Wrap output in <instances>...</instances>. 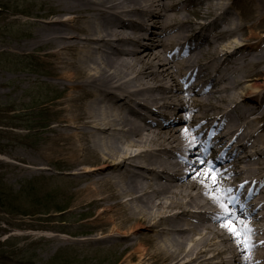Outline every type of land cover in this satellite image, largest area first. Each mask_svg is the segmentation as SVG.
Wrapping results in <instances>:
<instances>
[{
	"label": "bare ground",
	"instance_id": "obj_1",
	"mask_svg": "<svg viewBox=\"0 0 264 264\" xmlns=\"http://www.w3.org/2000/svg\"><path fill=\"white\" fill-rule=\"evenodd\" d=\"M186 1L40 0L46 11L28 12L37 20L13 46L46 65L55 118L12 169L67 170L73 209L91 212L92 238L119 264H264V0H251V22L237 0H193L197 18ZM197 147L203 163L188 157ZM231 222L251 228L248 245Z\"/></svg>",
	"mask_w": 264,
	"mask_h": 264
},
{
	"label": "rangeland",
	"instance_id": "obj_2",
	"mask_svg": "<svg viewBox=\"0 0 264 264\" xmlns=\"http://www.w3.org/2000/svg\"><path fill=\"white\" fill-rule=\"evenodd\" d=\"M237 1L240 21L251 22V0ZM185 3L181 5L182 12L197 18L193 12L196 3L193 0ZM32 11L43 13L46 7L40 6V0H0V178L4 179L0 200L7 203L5 208L0 205V264H119L122 255L115 246L107 245L110 241L92 238L97 231H91L90 224L84 220L91 212L73 209L75 199L67 170L52 166L18 176L12 169L13 152L35 150L39 143L38 129L55 118L51 107L42 102L56 95L51 77L44 71L46 65L35 56L20 54L13 46L18 38L29 35L30 23L37 20L28 13ZM11 17L16 19L10 21ZM199 43L202 44L194 39L191 44ZM25 76L30 83L20 98L7 94L12 90L15 95L17 83ZM6 79L9 81L5 82ZM194 81H198L196 77ZM202 112L195 111L198 126L203 124ZM186 114L187 111H180V116ZM151 118L160 120L156 114ZM203 139L207 143L214 137L208 134ZM194 150L188 157L198 163L200 149ZM49 235L57 236L63 243L54 248Z\"/></svg>",
	"mask_w": 264,
	"mask_h": 264
},
{
	"label": "snow or ice",
	"instance_id": "obj_3",
	"mask_svg": "<svg viewBox=\"0 0 264 264\" xmlns=\"http://www.w3.org/2000/svg\"><path fill=\"white\" fill-rule=\"evenodd\" d=\"M185 131H187V130H185ZM200 162L203 163V161H200ZM208 177L210 179H212L214 185L219 184L218 178L211 171L208 172ZM213 198L217 199V200L220 199L219 197H213ZM230 199L234 201L235 197H231ZM221 207L224 210L225 217L233 215L234 210L230 207V205L221 204ZM226 226H227L228 230L234 236H236L237 239L241 240L242 244L248 245L250 243L248 240L243 239V236L245 235V233L251 232V228H249L245 225L237 226L234 222L227 223ZM241 229H243V231Z\"/></svg>",
	"mask_w": 264,
	"mask_h": 264
},
{
	"label": "trees",
	"instance_id": "obj_4",
	"mask_svg": "<svg viewBox=\"0 0 264 264\" xmlns=\"http://www.w3.org/2000/svg\"><path fill=\"white\" fill-rule=\"evenodd\" d=\"M4 183V179L3 178H0V188L2 187V184ZM2 195H0L1 197ZM6 202V201H5ZM3 200H0V205L1 207L5 208L4 206L7 205V203H5ZM7 208V207H6ZM18 213V212H17Z\"/></svg>",
	"mask_w": 264,
	"mask_h": 264
}]
</instances>
